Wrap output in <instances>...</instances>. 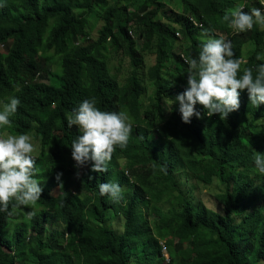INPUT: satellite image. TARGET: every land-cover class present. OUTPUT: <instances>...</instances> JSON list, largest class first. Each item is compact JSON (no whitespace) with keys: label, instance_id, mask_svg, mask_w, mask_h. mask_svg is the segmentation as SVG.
Returning <instances> with one entry per match:
<instances>
[{"label":"trees","instance_id":"obj_1","mask_svg":"<svg viewBox=\"0 0 264 264\" xmlns=\"http://www.w3.org/2000/svg\"><path fill=\"white\" fill-rule=\"evenodd\" d=\"M176 3L179 11L161 0H0V101L19 98L8 129L35 135L42 149L36 167L41 162L45 169L36 173L40 208L0 212V264H162L160 239L173 264H264V174L253 153L264 154V105H252L245 90L226 121L208 117L197 104L201 118L184 124L179 105L170 108L167 100L186 89V60L198 56L204 29L228 39L235 58L244 61L241 74L252 68L255 76L264 64V28L238 33L222 22L243 0ZM253 7L261 6L244 11ZM97 9L104 12L92 39L89 15ZM246 43L254 46L247 60ZM49 53L58 58V74L46 68L53 60ZM146 54L155 60L152 93L145 84ZM120 56L128 59L122 81ZM111 60L119 63L114 71ZM92 97L102 111H126L133 131L107 172H91L89 162L77 177L70 147L81 133L68 127L66 117ZM181 171L204 185L218 180L225 186L222 211L194 204L178 180ZM73 182L82 196L72 194ZM106 182L119 183L122 200L100 195ZM154 210L161 217L151 225L147 217ZM29 212L36 213L33 219ZM112 215L124 218L122 234L106 226ZM10 222L15 228L8 237Z\"/></svg>","mask_w":264,"mask_h":264},{"label":"clouds","instance_id":"obj_2","mask_svg":"<svg viewBox=\"0 0 264 264\" xmlns=\"http://www.w3.org/2000/svg\"><path fill=\"white\" fill-rule=\"evenodd\" d=\"M245 5L239 4L230 9L222 22L235 32L250 31L254 26L264 28V4L253 7L250 12L244 11ZM204 43L195 58H189L187 87L175 99H168L170 108L178 104V111L184 124H190L192 118H201V113L195 106L201 105L206 115L218 114L221 121H226L230 113L240 107V94L247 91L250 103L256 107L264 105V64L256 68H244L243 61L235 58L230 41L224 38H214L208 30L202 32ZM20 88L17 85L16 91ZM20 105L16 96L6 97L0 101V129L12 128L13 117ZM68 127L76 126L80 135L71 144V159L78 171L91 162V172H107L117 147L121 150L128 145L133 126L129 114L121 110L102 111L97 107L95 97L81 102L79 107L66 117ZM33 127H38L33 123ZM39 144L33 134L0 135V212L9 216L21 206H34L41 199L43 188L36 178V154ZM254 153V165L259 173L264 174V154ZM160 171L167 172L166 166H160ZM62 173H57L59 182ZM62 186V184H61ZM124 189L119 183L106 182L99 185V193L108 196L113 202L123 199ZM11 205V211L9 206ZM35 212H29L28 219L35 217Z\"/></svg>","mask_w":264,"mask_h":264},{"label":"rangeland","instance_id":"obj_3","mask_svg":"<svg viewBox=\"0 0 264 264\" xmlns=\"http://www.w3.org/2000/svg\"><path fill=\"white\" fill-rule=\"evenodd\" d=\"M162 2L166 3V6L168 8H171L175 11H179L180 7L176 3V0H161ZM116 2V0H109V4L112 5ZM254 3H260V6L264 4V0H250V5H253ZM132 11V8L130 9ZM262 11H264V8H262ZM104 12V9H97L94 10L93 12L90 13L89 15V20L92 26L91 30V38L93 39L96 36L97 30L101 26V19L100 15L101 13ZM188 46L186 43H182V47L185 49ZM254 50V46L251 43H246L245 45V57L244 59H248V57L251 55V53ZM49 58H53L52 61H50L49 65L46 67L53 75L59 73V67L57 66V60L54 58L52 53L47 54ZM119 60H121V65H120V72H119V79L120 81L124 80L127 76L128 73V59L123 58L120 56ZM154 57L152 55L146 54L144 56V65H145V72H146V78H145V84L148 87V93H152V80H153V71H154ZM119 63L117 60H114L109 62L110 68L113 70V66H118ZM244 65V61L242 63V66ZM45 84H48V81H45ZM144 103H147L146 98H143ZM8 133V134H13L9 129H0V135ZM14 135V134H13ZM34 135V134H33ZM35 136V135H34ZM36 139V137H35ZM36 141L39 144V151L36 154V160L39 158L42 149L40 146V141L36 139ZM121 168L125 170V172L128 171V169H125V163L123 161L120 162ZM81 170V169H80ZM45 171L43 163L39 162L37 165V173L41 174ZM77 173V172H76ZM73 174H75L73 172ZM178 180L181 184V187L185 194L193 201L194 204H198L200 202L204 203L206 206L216 210V211H222L223 206L221 202L219 201V195L222 194L225 191V186H222L218 180H215L211 185H204L197 181L194 177H192L191 174H188L186 171H181L178 174ZM72 194H74L76 197L77 196H82L83 195V190L82 187L73 182L72 189H71ZM162 206L164 209L168 208L170 205L168 203H162ZM34 209L40 208L37 206H31ZM152 215L148 216L149 223L151 225H154V221L159 219L161 217V213L158 211L154 210L151 211ZM93 225L98 226L97 222L93 221ZM124 218L120 216H114L113 215L110 217V220L107 221L106 226L111 227L114 229L118 234H122L124 232ZM15 222L12 223L10 222L9 226L7 227L5 233L8 235V237L11 236L14 228H15ZM164 240V239H160ZM178 239H175V241ZM166 251V250H165ZM167 251L169 252L168 248ZM187 253H185L186 255ZM162 264H167L162 260ZM26 264H33L32 262L26 263Z\"/></svg>","mask_w":264,"mask_h":264},{"label":"built area","instance_id":"obj_4","mask_svg":"<svg viewBox=\"0 0 264 264\" xmlns=\"http://www.w3.org/2000/svg\"><path fill=\"white\" fill-rule=\"evenodd\" d=\"M249 3H250V0H243L242 4L247 6V5H250ZM244 9H245V7H244ZM225 40L228 41V39H226V38H225ZM182 57H184V56L182 55ZM160 244L162 245V252H163V256H164V262H166L167 264H173L172 261H171L170 253L167 251V244H166L165 240H161Z\"/></svg>","mask_w":264,"mask_h":264},{"label":"bare ground","instance_id":"obj_5","mask_svg":"<svg viewBox=\"0 0 264 264\" xmlns=\"http://www.w3.org/2000/svg\"><path fill=\"white\" fill-rule=\"evenodd\" d=\"M60 72V71H59ZM96 182H98V181H96ZM88 187V186H87ZM47 202V201H46Z\"/></svg>","mask_w":264,"mask_h":264}]
</instances>
